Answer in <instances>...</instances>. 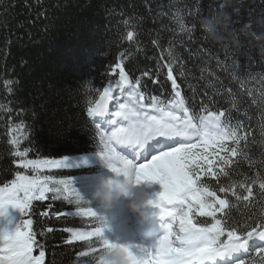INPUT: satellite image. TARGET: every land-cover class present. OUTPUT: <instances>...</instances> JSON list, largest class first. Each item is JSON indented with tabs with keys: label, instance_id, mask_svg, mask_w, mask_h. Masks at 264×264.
I'll use <instances>...</instances> for the list:
<instances>
[{
	"label": "trees",
	"instance_id": "16d2710c",
	"mask_svg": "<svg viewBox=\"0 0 264 264\" xmlns=\"http://www.w3.org/2000/svg\"><path fill=\"white\" fill-rule=\"evenodd\" d=\"M197 9L213 21L221 12L231 15L228 32L219 29L227 37L223 43L207 38L210 44H203L199 23L192 39L180 31L176 17L191 25L196 22ZM236 9L239 14H234ZM249 21L252 33H264V0H233L231 7L222 6V0H0V186L10 183L17 173L35 174L18 165L17 150L28 149V159L69 157L71 167L43 169L40 174L71 178L76 190L103 218V236L125 244L122 231L126 222L115 207L123 197L110 209L98 208L92 198L100 178L115 174L96 154L97 129L86 112L105 85L117 86L119 69L112 73L117 63L123 64L133 84L139 80L141 92L146 87L148 93L160 91L157 97L164 101L174 97L167 78L171 63L186 103L191 105L194 98L199 109L201 101L211 99L213 110H232L231 117L238 118L232 120L233 125L240 121L248 130L247 147L243 143L241 147L254 163L249 166L242 155L234 157V163L225 169L228 175L219 177L221 185L241 182L257 170L264 173V62L258 56L257 41L241 32ZM128 31L134 33L131 41ZM232 40L239 41V46L234 47ZM226 46L240 56L239 60L232 57L239 69L230 60L218 64L224 60ZM206 47L211 51H205ZM17 128L18 132L12 131ZM13 136L19 139L18 146L10 144ZM205 182L213 188L217 183ZM259 191L254 187L255 202L237 200L229 193L228 216L244 222L250 214L264 213V197ZM47 197L33 201L31 216L24 217L33 220L36 238L44 245L45 264H96L95 256L79 255L90 243L97 246L95 240L69 244L66 229L87 231L99 223L74 216L75 204L62 198L53 200L51 193ZM20 215L18 209L9 208L0 216V229L5 228V218L16 224ZM198 219L210 222V218ZM38 251L34 249L33 254ZM251 255L255 257V252Z\"/></svg>",
	"mask_w": 264,
	"mask_h": 264
},
{
	"label": "snow or ice",
	"instance_id": "6c2138e0",
	"mask_svg": "<svg viewBox=\"0 0 264 264\" xmlns=\"http://www.w3.org/2000/svg\"><path fill=\"white\" fill-rule=\"evenodd\" d=\"M202 17L197 9L196 22L191 25H186L181 16L176 19L180 31L187 32L192 39ZM133 37L134 33L128 31L127 39L131 41ZM200 40L205 45L210 44L202 33ZM204 50L210 52L211 48ZM222 51L224 60H218V64L230 60L233 68L239 69L237 59L232 58L237 55L227 46ZM115 69H119L117 86L121 88V94L114 95L112 85L104 87L99 98L86 109L89 117L113 114L112 122L116 125L108 132L93 121L98 137L96 154L117 175L133 178L138 184L145 180L158 182L162 191L148 204L159 209L160 216L171 218L165 234L153 247L137 246L138 252H133L131 246L119 245L127 252L130 264H264V213L250 214L241 222L232 220L227 212L229 193L237 200L255 202L254 187L258 186L259 196L264 197V173L257 170L243 181L228 186L219 183L221 174L228 175L225 169L234 163V157L242 155L249 166L254 163L241 147L242 143L247 147V128L240 121L233 125L229 110L219 107L213 110L214 101L211 99L206 103L201 101L199 109L195 107L194 98L191 105L186 103L177 78L173 76L171 63L167 78L171 80L174 97L167 101L146 97L140 91L139 80L135 84L129 80L123 64L117 63L113 71ZM183 75L180 72V76ZM125 85L128 87L124 88ZM227 92L231 94V89ZM125 93L126 98L121 102ZM248 95H252L251 90ZM261 99L264 102V93H261ZM235 100L236 97L232 96L233 108L237 107ZM252 103L255 104L256 100L253 99ZM12 131L18 132L19 129ZM10 144L18 146L19 139L13 136ZM118 147L129 155H122ZM152 152L156 154L152 155ZM14 155L19 166L31 169L35 174L17 173L10 183L0 186V216H5L9 208L18 209L21 214L12 230L0 229V264H45L44 245L36 238L38 233L33 231V220L24 217L31 216L33 201L46 200L48 193L53 200L62 198L75 204L74 216L99 223L87 231L66 229L70 233L69 244L95 240L97 246L90 243L88 250L80 252V256H95L97 261L106 247L114 246L103 236V218L80 195L71 178L54 179L51 175L40 174L43 169L71 167L69 157L28 159V149L17 150ZM205 180H215V188ZM198 217L210 218V222H201ZM34 249L39 250L38 255L33 254ZM253 251L255 257L251 255ZM245 256L247 260L243 258Z\"/></svg>",
	"mask_w": 264,
	"mask_h": 264
},
{
	"label": "clouds",
	"instance_id": "9594fccd",
	"mask_svg": "<svg viewBox=\"0 0 264 264\" xmlns=\"http://www.w3.org/2000/svg\"><path fill=\"white\" fill-rule=\"evenodd\" d=\"M237 2L242 3V0H237ZM232 4L233 0H222V6L231 7ZM234 14H239V9H236ZM198 23L201 33L206 35L208 39L216 43H223L227 37L222 35L219 29L222 28L225 32H228L231 24V15L225 11L221 12L216 21L202 17ZM241 32L257 41L258 56L261 62H264V33L259 35L252 33L250 21L241 27ZM232 43L234 47L239 46V41L237 40H232ZM138 185L133 178L125 175H123L122 179L116 178V176L110 178L101 177L92 198L98 202V208L110 209L113 202L123 196L128 200L129 208L132 211L147 215L148 213L145 209L152 197ZM113 245L103 250L96 264H130L127 252L119 247L121 244L113 242Z\"/></svg>",
	"mask_w": 264,
	"mask_h": 264
},
{
	"label": "rangeland",
	"instance_id": "374dc122",
	"mask_svg": "<svg viewBox=\"0 0 264 264\" xmlns=\"http://www.w3.org/2000/svg\"><path fill=\"white\" fill-rule=\"evenodd\" d=\"M117 122H119V120H117ZM100 123V122H99ZM11 141V140H10ZM123 155V154H122ZM130 158V157H129ZM141 162H143V160H141ZM121 179L123 178V175L121 174ZM157 185H159L158 182L156 181H141L139 183V187H141L145 192H147L152 199L156 198V187ZM158 189V187H157ZM123 207L125 209V215L127 217V221H126V230L122 231L123 234H125V237L128 236V241H129V246H131V250L133 252H135L136 250L138 251V247L137 246H142L144 248H151L153 247L156 242L159 240L158 236H148V238L146 240L145 237L141 238L142 236V230L144 228H147L148 225L150 224H155L156 229L154 230V232L152 234H148V235H158V234H162L164 233V229L166 228V226L163 224L164 220H171V218H166L162 221H155L153 219L152 222H146V221H142V215L138 212H134L129 208V202L128 200L124 197L123 200ZM147 209H149L148 211H152L155 209L150 208L149 206L146 207ZM147 223V224H145ZM148 232V230L146 231ZM164 234L160 235V238L163 236Z\"/></svg>",
	"mask_w": 264,
	"mask_h": 264
},
{
	"label": "bare ground",
	"instance_id": "6f19581e",
	"mask_svg": "<svg viewBox=\"0 0 264 264\" xmlns=\"http://www.w3.org/2000/svg\"><path fill=\"white\" fill-rule=\"evenodd\" d=\"M149 209H145V211L148 213L147 215H142V221H146V222H152L153 219L155 218V214L153 213V211H148ZM156 212V211H155ZM147 230H144L143 232H145ZM147 237V236H146Z\"/></svg>",
	"mask_w": 264,
	"mask_h": 264
}]
</instances>
